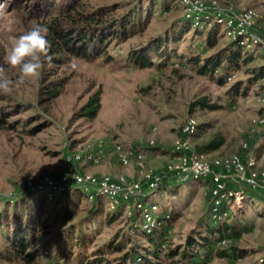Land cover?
I'll return each instance as SVG.
<instances>
[{
	"label": "rangeland",
	"instance_id": "1",
	"mask_svg": "<svg viewBox=\"0 0 264 264\" xmlns=\"http://www.w3.org/2000/svg\"><path fill=\"white\" fill-rule=\"evenodd\" d=\"M32 1L25 0L23 7L30 6ZM216 1L232 13L244 8L257 9L262 15L257 28L264 22V0ZM2 2L4 0H0ZM7 4L6 14L0 17V65L15 79L18 69L3 64V57L16 37L34 23L38 24V20L30 17L26 8H14L12 0H7ZM138 5H141V10L150 9V19L142 31L124 42L114 41L109 46L113 61L106 63L100 58L90 62L72 58L64 63H51V67L46 66L39 78L15 89L2 102L16 105L18 111L7 118L9 125L0 127V209L4 208L6 200L16 201L26 194H39L46 201L42 219L49 216L45 222L46 238L39 239L33 246L41 248L43 254L34 260L10 264H63V260H56L54 251L44 247L45 241L54 240L68 226L91 215L96 207L107 212L116 210L110 206L107 197L89 202L83 194L78 201L60 202V196L51 198L49 189L39 188L43 177L58 179L70 169L64 162L67 154L91 149L99 140L108 145L115 141L142 149L149 157L152 156L147 164L161 169L173 156L171 143L179 136L185 121L193 116L200 126L194 137L196 146L209 141L215 134L224 138V144L218 150L208 153L210 158L243 152L241 145L247 142L249 148L243 152L245 160H253L255 167L264 170V129L251 124L252 119L263 115L264 110V106L257 101L264 93V79L253 80L255 70L264 65L262 50L258 47L244 48L242 61L245 58L250 60L241 62L231 81L220 83L217 74L212 77L199 74L197 67L188 63V58L196 53L202 59L215 54L228 46L229 36L222 28L217 45L210 48L206 37L192 28L174 45L180 56L172 58L166 66L158 57L154 58L155 64L151 67L134 66L127 61L131 51L145 46L154 38L174 33L177 25L184 20L185 10L180 1L89 0L87 5L89 8L109 9V18L122 17ZM183 23L189 25L186 20ZM204 30L206 34L207 30ZM72 62L77 65L75 70L69 67ZM60 79L64 80L61 94L47 100L46 92L53 81ZM236 84L240 85L237 94L232 91ZM97 92L101 93V106L97 116L88 120L81 116V110ZM201 98H207L210 104L220 108H196L191 111V104ZM34 129L35 132L31 133ZM151 139H155V146H150ZM100 164L101 161L96 165L87 163L83 164V168L92 171ZM92 174L101 176L97 172ZM135 178L138 176L132 177ZM164 187L147 199L160 207V212L154 215L157 222L167 223L164 246L160 248V258L155 260L159 264H184L180 253L187 238L191 235L198 237L205 232L207 225L217 227L222 223L217 225L210 219L207 181L195 180L183 184L169 181ZM246 191L245 207L226 221L234 236L225 247L230 255L220 257L217 251L223 249L215 241L216 252L209 254L202 264H264V191ZM74 206L76 211L66 220L63 217L66 207ZM167 214L169 218H166ZM104 218L105 214L98 218L91 251L121 233L129 232L132 243L127 244L122 252L97 256L105 259L98 264H123L124 253L134 245L142 248L143 253L147 248L153 249L141 232L130 230L126 210L111 224H107ZM233 247L237 251H233ZM172 250L179 253L169 258ZM0 264L6 263L0 260Z\"/></svg>",
	"mask_w": 264,
	"mask_h": 264
},
{
	"label": "trees",
	"instance_id": "2",
	"mask_svg": "<svg viewBox=\"0 0 264 264\" xmlns=\"http://www.w3.org/2000/svg\"><path fill=\"white\" fill-rule=\"evenodd\" d=\"M24 1L12 0V6L16 9L26 8L30 17L37 19L38 24L47 27V39L50 42L49 55L52 58L51 63L54 64L64 63L72 58L90 62L102 58L103 62H111L114 59L109 54V46L114 41L124 42L142 31L150 19V9L141 10V5L131 9L122 17L109 18L107 16L109 9L89 8L87 6L89 0H33L30 6L23 7ZM184 20L188 21L189 25H185ZM184 20L177 25L174 33L154 38L145 46L131 51L127 61L134 66L145 68L155 64V57L161 60L163 66L169 64L172 58L179 57L174 45L192 29V21L187 18ZM178 28L180 30L177 32ZM195 30L198 34L206 37L207 45L210 48L217 45L222 33L219 25L207 30L206 34L204 29ZM244 52V48L237 41H229L226 48L205 59H202L198 53L191 55L188 58V63L194 64L199 74L211 77L217 74L218 81L224 83L240 67L241 62L250 60L245 58L242 61ZM254 73V81L264 79V65ZM63 86L64 80L53 81L50 89L46 92L47 100L58 97ZM239 89L240 85L236 84L232 91L237 94ZM100 95L101 93L97 92L90 98L81 110L82 117L93 120L97 116L101 106ZM6 96L0 94V127L9 125L7 118L18 111L16 105L2 103L7 98ZM196 108L216 110L220 107L210 104L207 98H201L191 104V111ZM30 132L34 133L35 129ZM223 144L224 138L215 134L209 141L197 145V149L208 154L218 150ZM163 188L165 189V187ZM83 194L82 189H74L61 195L60 202L78 201ZM44 198L39 194L30 193L16 201H5L4 208L0 209V260L2 262L6 264L25 262L34 260L43 254L41 248L33 246L39 239H44L47 236L45 222L49 216L42 219L43 204L46 203ZM75 211V206L66 207L63 217L67 220ZM124 211L125 204L116 206L114 212H107L101 207H96L91 215L68 226L54 240H46L44 247L54 251L56 260H63V264H98V262H103L105 259L97 256L124 251L126 245L132 243V238L129 232L121 233L99 249L91 251L93 238L97 233L95 226L98 223V218L101 214H105L106 223L111 224L122 216ZM129 221L130 230L141 232L151 242L153 249L147 248L143 253L142 248L131 246L124 253L122 263L138 264L137 259L141 258L143 264H159L155 259L160 258V248L164 245L163 241L167 234V223L156 225L148 233L144 230L141 231L142 229L139 227L141 221L139 212H134L129 217ZM233 237L231 226L226 222L217 227L207 225L205 232L200 233L198 237L191 235L187 238L186 245L182 247L183 250L180 253L182 261L184 264H202L209 254L216 252V242L220 239L232 240ZM220 249H223L217 251L220 257L230 255L225 247ZM203 250H206V253H202ZM232 250L237 251L235 247ZM178 253L179 251L172 250L168 257L173 258Z\"/></svg>",
	"mask_w": 264,
	"mask_h": 264
},
{
	"label": "built area",
	"instance_id": "3",
	"mask_svg": "<svg viewBox=\"0 0 264 264\" xmlns=\"http://www.w3.org/2000/svg\"><path fill=\"white\" fill-rule=\"evenodd\" d=\"M179 1L184 7L185 18L192 21V28L210 30L219 25L226 32L225 35L229 36L230 41H237L247 50L258 47L264 57V22L257 28V22L262 18L257 9L244 8L238 13H232L216 0ZM235 75L234 73L229 76L227 80L231 81ZM257 101L264 106V93ZM251 124L264 129V115L253 118ZM198 127L199 123L193 116L185 121L179 136L170 145L173 156L161 169H155L147 164L149 156L142 149L115 141L108 145L99 140L91 149L67 154L64 162L70 169L58 179L43 177L39 188L49 189L48 195L51 198L74 189H82L89 202L107 197L112 208L125 204L128 216L139 212L141 217L139 227L150 233L160 224L154 218V215L160 212V207L157 203L147 201L150 195L163 188L169 181L183 184L205 180L209 183L210 219L219 225L233 215H238L245 207L247 198L245 187L253 191H264V170L255 167L253 160L250 162L245 160L243 152L249 148L247 142L241 145L243 152H234L226 156L210 158L208 154L200 152L194 141ZM149 144L155 146V139H151ZM106 146L111 147L122 167L134 164L138 178L132 179L124 172L98 176L81 170L80 166L83 164H99ZM169 217L167 214L166 218ZM230 242L231 239H220L217 246L223 248ZM137 261L138 264H143L141 258Z\"/></svg>",
	"mask_w": 264,
	"mask_h": 264
},
{
	"label": "clouds",
	"instance_id": "4",
	"mask_svg": "<svg viewBox=\"0 0 264 264\" xmlns=\"http://www.w3.org/2000/svg\"><path fill=\"white\" fill-rule=\"evenodd\" d=\"M7 0L0 3V17L6 14ZM48 29L41 24H33L13 41L7 54L3 57V64L12 69H18L16 78L8 75L5 67L0 65V94L11 95L15 89L30 80L40 77L45 67H51L49 55L50 42L47 39ZM70 69L77 65L72 62Z\"/></svg>",
	"mask_w": 264,
	"mask_h": 264
},
{
	"label": "crops",
	"instance_id": "5",
	"mask_svg": "<svg viewBox=\"0 0 264 264\" xmlns=\"http://www.w3.org/2000/svg\"><path fill=\"white\" fill-rule=\"evenodd\" d=\"M150 157H152V156L150 155ZM80 168L83 172H88V173L97 172L101 175H104V174L116 175L118 173L124 172L130 178L137 177V171H136L135 165L131 164L128 167H122L120 165V163L118 162L117 158L114 156V153L112 152V149L110 148V146H106L105 152H104L103 157L101 159L100 166L93 167L94 170H92V171L86 170V168H83V165H81ZM245 188L249 189L248 187H245ZM259 192H262V191L251 190V193H259Z\"/></svg>",
	"mask_w": 264,
	"mask_h": 264
}]
</instances>
